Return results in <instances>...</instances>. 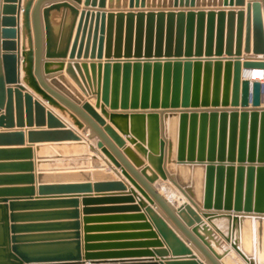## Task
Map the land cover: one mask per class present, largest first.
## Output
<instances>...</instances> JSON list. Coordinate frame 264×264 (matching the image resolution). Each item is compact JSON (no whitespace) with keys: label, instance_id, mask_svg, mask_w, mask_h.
<instances>
[{"label":"water","instance_id":"95a60500","mask_svg":"<svg viewBox=\"0 0 264 264\" xmlns=\"http://www.w3.org/2000/svg\"><path fill=\"white\" fill-rule=\"evenodd\" d=\"M20 0H4L1 12L0 31V110L5 111L0 116V126L10 128L13 125V107L16 108L19 126H22L23 116L26 113L28 125H32V115L35 113L36 129L28 132L30 142L35 141H58L71 140L81 141V137L72 129H66V125L52 111L26 91L20 85V53L19 32L17 28L18 3ZM29 0L24 7V40L29 43L23 46V65L25 81L39 93L45 100L57 107L58 102L68 107L75 115L82 119L90 128L92 135L100 138L98 147L107 146L115 155L120 168L127 170L140 183L145 192L159 205L166 215L176 226L194 243L203 256L211 264H225L224 260H218L206 246L190 231L187 226H192L196 221L201 222L197 216L202 205L204 209L219 210L224 214H231V220L235 223L242 212L264 213V169L258 170V181L256 189V203L252 206V176L249 175L245 185L242 177V169H238L235 183V199L233 203V168L224 169L223 165L217 167V175L213 161L216 152V130L217 121L220 118V143L218 161L223 158L226 124L230 118L231 141L229 146V157L234 152V132L239 113L235 108L228 113L227 108L241 106V144L240 158L244 155V139L246 133V121L249 116L250 104L258 107L264 103V81L250 79L246 72L252 69L264 70V58H251L244 56L253 53L256 56H264V0H123L124 10L106 11L107 0H85V6L98 7L97 9L83 8L80 12L74 40L70 51H54L47 42L46 57L49 59L65 58L69 54L66 72L78 85L81 91L89 95L94 93L96 99H91L99 107L101 101L110 104L113 109L143 110L133 115H146L157 121L160 119L158 112L162 108L165 121V134L169 136L167 171L163 167L164 154L166 151L165 141L160 142L159 156L152 159V164L164 179H170L178 189L187 197L185 203L179 210V215L185 213L196 219L187 221L184 225L176 216L168 201L152 186L146 178L137 171L136 167L144 164L143 160L130 148L124 147L123 151L114 143L112 137L119 145L122 142L105 121L95 112L88 102L79 106L75 95L65 89L59 81L69 85L63 76L53 79L52 83L65 95L54 91L46 85L40 75L42 65V54L44 48V29L42 24V13L46 28L48 18L53 10L69 8L78 17V7L72 5L70 0ZM80 4L81 0H71ZM50 2L43 10L42 5ZM121 0H109L110 8L116 4L120 8ZM220 8H217V7ZM243 7H246L244 10ZM32 26V30H31ZM33 31V35H32ZM33 36V44H32ZM26 43V42H25ZM107 59L125 58L123 65L120 60L114 65L107 61L102 63H91L90 69L93 79H96L98 70V88L91 92L90 78L88 75V64H80L75 58L80 59ZM134 61L133 63L131 61ZM205 60V61H203ZM215 60V61H213ZM225 60V61H223ZM57 65L56 69L51 66ZM64 61L52 60L45 62L47 72L62 70ZM104 67V83L101 84V73ZM113 67L114 76L112 83L109 70ZM124 69V83L122 91L119 92V71ZM133 69L132 87L130 90V71ZM243 69V72H242ZM143 70V84L140 87V73ZM203 72V87H201V74ZM224 72L223 92L220 89V77ZM213 75V91L210 93V75ZM34 74V76H33ZM244 77L245 79H242ZM152 78V85H151ZM37 83L40 87H38ZM232 91L230 93V84ZM11 84H15L12 86ZM69 87H71L69 85ZM222 93V96H221ZM121 95V100H120ZM131 96V97H130ZM121 103V105H119ZM25 105V108H24ZM182 108V109H179ZM190 108V109H189ZM25 109V112H24ZM151 109V110H148ZM221 111V113H219ZM178 112H181L179 114ZM188 112H191L190 114ZM201 112V113H198ZM126 115V114H113ZM261 115V148L264 145V112L261 114L253 109L252 137L255 129V120ZM180 118L179 140L176 145L174 136L176 134V120ZM200 120L199 143H196V123ZM47 121L49 130L41 129ZM75 125L82 128V123L75 120ZM188 123L189 129H188ZM207 123L208 127H207ZM57 128L55 130H50ZM209 129L208 146L205 138ZM189 133V134H188ZM89 135V138H92ZM189 136L188 143L186 141ZM24 131H2L0 142L19 141L23 144ZM178 155L175 157L174 152ZM208 147V163L204 183V193L201 185L197 184V177L202 178V163L206 159L204 152ZM188 151L185 159L184 152ZM198 150V156L194 153ZM254 147L251 144L252 156ZM135 165H133L132 163ZM194 164V165H192ZM193 169V179L190 178V170ZM226 172V179L223 172ZM176 172L175 178L171 174ZM187 173V177L185 174ZM109 186L125 189L122 183H113ZM99 187H105L100 185ZM76 188L75 186L63 187H41V190L57 191L61 189ZM89 188V187H87ZM204 211L205 217L215 216L214 211ZM234 213V216L232 215ZM197 216V217H196ZM261 220V230H262ZM164 226V224H162ZM195 231V229H194ZM2 238L0 239V264H73L78 261L77 257L63 256H39L30 253L26 247L13 245L9 247L8 227L3 226ZM165 236L166 233L164 234ZM14 243L18 242L16 237L12 238ZM235 247V245L233 244ZM11 250L12 253L9 252ZM187 249L184 247V252ZM83 264V263H77ZM90 264H96L91 263ZM250 264H256L250 261Z\"/></svg>","mask_w":264,"mask_h":264},{"label":"crops","instance_id":"0c3cea01","mask_svg":"<svg viewBox=\"0 0 264 264\" xmlns=\"http://www.w3.org/2000/svg\"><path fill=\"white\" fill-rule=\"evenodd\" d=\"M29 0H20L18 5L17 28L19 32L20 53V85L26 89L24 92L30 93L35 100L40 101L46 110L52 111L63 123L66 129H72L82 139L81 141L58 140V141H35L30 142L28 132L36 129L35 113L32 115V125H28L26 113L23 116L22 126H19L16 114V108L13 107V126L6 128L0 126L2 131H24L23 144L19 141L0 142V239L2 238L3 226L8 227L9 247L21 245L26 247L33 255L39 256H63L77 257L78 261H72L73 264H211L201 253L199 248L189 241L188 237L176 226V224L166 215L163 209L157 205L153 198L145 192L140 183L127 170L120 168L118 161L112 151L107 147H98L100 138L93 134L88 125L75 115L68 107L58 102V106H53L45 100L37 91H35L26 81L23 65V46H29L28 40H24V7ZM37 0L33 1V4ZM248 1V0H247ZM72 5L78 7V17H74L69 8L53 10L48 18V26L44 22L42 13V24L44 29V48L42 54V65L40 66V75L50 89L65 95L57 86L52 83L53 79L63 76L69 85L62 81L59 83L65 89L72 92L76 99L80 101L79 106L88 102L95 112L105 121V127H109L114 135L123 143L122 146L112 137L116 146L123 151L124 147H130L144 162L140 167H136L148 182L168 201L174 210L178 219L187 225V221L196 219L185 213L179 215L178 210L188 203L187 197L170 180H164L153 165L152 159L159 156L160 142L165 141L166 151L164 154L163 167L167 171V156L169 136L165 134V121L163 119L162 108L158 109L160 114L159 121L146 115H133V113L142 112L138 109H113L110 104L101 101L100 106L92 103L91 99H96L97 95L90 93L84 94L78 85L66 72V64L69 54L65 58L49 59L46 57L47 42L50 49L54 51H70L80 12L83 8L97 9L98 7L85 6V0L80 4L69 1ZM42 5V10L49 4ZM4 0H0V31H1V12ZM114 3L110 8L107 0L104 10L118 11L124 10L123 0L120 2V8H116ZM217 8H220L219 6ZM246 10V7H243ZM32 30V26H31ZM33 35V31H32ZM26 42V43H25ZM33 44V36H32ZM2 53L0 47V54ZM247 57L264 58L256 56L253 53L245 54ZM65 62L62 70L47 72L45 62ZM80 64H88V75L90 78L91 92H96L98 88V70H96V79L90 69L91 63H102L104 66L110 61L112 66L115 61L120 60L123 65L125 58L107 59H80L75 58ZM205 61V60H203ZM215 61V60H213ZM225 61V60H223ZM134 62L133 60L131 61ZM57 65L51 66L56 69ZM243 72V69H242ZM34 76V74H33ZM114 76L113 67L109 70V77L112 83ZM102 88L105 77L104 67L101 73ZM119 92L122 91L124 83V69L120 68L119 74ZM130 90L132 87L133 69L130 74ZM242 79H245L242 77ZM143 84V70L140 73V87ZM201 87H203V72L201 74ZM14 86L15 84H11ZM38 87L39 84L37 83ZM152 85V78H151ZM213 86V75H210V87ZM224 87V72L220 77V89ZM232 87V84H231ZM66 96V95H65ZM131 97V96H130ZM121 100V95H120ZM121 105V103H119ZM25 108V105H24ZM238 110V117L234 132V152L233 157H229V146L231 141L230 118L226 124V135L224 144L223 158L218 161L219 143H220V118L217 121L216 130V152L214 175H217V167L223 165L224 169L233 168V203L235 199V183L238 169H242V177L246 185L247 179L252 176V206L256 203V189L258 181V170L264 169V145L262 153L261 144V126L262 119L259 115L255 120V129L252 137V117L251 113L256 108L258 113L264 112V103L253 107L250 104L246 121V133L244 139V155L240 158L241 144V106L233 107L231 103L227 107H218ZM182 109V108H179ZM190 109V108H189ZM151 110V109H148ZM5 108L0 110V116ZM25 112V109H24ZM181 114V112H178ZM189 114L191 112H188ZM201 113V112H198ZM221 113V111H219ZM126 114V115H113ZM77 120L82 123V128L75 125ZM46 124L41 129L49 130ZM180 118L176 120V134L174 136L176 145L179 140ZM188 123V129H189ZM207 123V127H208ZM52 128L50 130H55ZM196 143H199L200 120L196 123ZM189 134V133H188ZM205 138L208 146L209 129ZM92 135V138H89ZM189 136L186 141L188 143ZM254 147L252 156L250 147ZM174 152L175 157L178 155ZM198 156V150L194 153ZM208 147L204 152L205 161L202 163V178L197 177V184L201 185L202 194L204 193V183L206 176V167ZM185 159L188 158V151L184 152ZM132 163V162H131ZM133 164V163H132ZM134 165V164H133ZM194 165V164H192ZM135 166V165H134ZM226 172L223 175L226 179ZM169 175V173H168ZM176 172L171 174L175 178ZM187 177V173L185 174ZM190 178L193 179V169L190 170ZM113 183H122L125 189L109 186ZM104 185L105 187H99ZM75 186L76 188L61 189L57 191L41 190V187H63ZM89 187V188H87ZM197 210V216L201 222L195 220L192 226L187 228L208 248V250L220 261L225 264H250L254 261L256 264H264V213L250 212L239 214L235 223L231 220V214H224L214 210L215 216L205 217L204 207L200 206ZM234 216V213L232 214ZM196 216V217H197ZM261 220L262 230H261ZM164 224V226L162 225ZM195 229V231H194ZM166 233L167 236L164 234ZM16 237L18 242L14 243L12 238ZM235 245V247L233 246ZM184 247L187 249L184 252ZM10 253L11 250H9ZM77 255V256H76ZM28 264V263H25ZM35 264V263H30Z\"/></svg>","mask_w":264,"mask_h":264},{"label":"bare ground","instance_id":"6f19581e","mask_svg":"<svg viewBox=\"0 0 264 264\" xmlns=\"http://www.w3.org/2000/svg\"><path fill=\"white\" fill-rule=\"evenodd\" d=\"M246 76H248L250 79H255V80H264V71L262 69H252L250 71H247Z\"/></svg>","mask_w":264,"mask_h":264},{"label":"rangeland","instance_id":"374dc122","mask_svg":"<svg viewBox=\"0 0 264 264\" xmlns=\"http://www.w3.org/2000/svg\"><path fill=\"white\" fill-rule=\"evenodd\" d=\"M231 84H232V83H231ZM231 84H230V93H231V91H232ZM212 91H213V86H212V88L210 87V93H212ZM222 92H223V90H222ZM221 96H222V93H221Z\"/></svg>","mask_w":264,"mask_h":264},{"label":"built area","instance_id":"2783aa9c","mask_svg":"<svg viewBox=\"0 0 264 264\" xmlns=\"http://www.w3.org/2000/svg\"><path fill=\"white\" fill-rule=\"evenodd\" d=\"M264 71V70H263ZM261 80V79H260ZM264 81V80H263Z\"/></svg>","mask_w":264,"mask_h":264}]
</instances>
